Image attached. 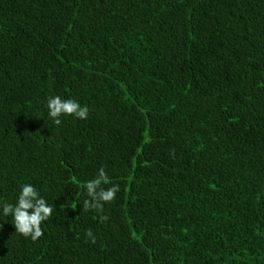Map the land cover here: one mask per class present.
<instances>
[{
    "label": "trees",
    "instance_id": "16d2710c",
    "mask_svg": "<svg viewBox=\"0 0 264 264\" xmlns=\"http://www.w3.org/2000/svg\"><path fill=\"white\" fill-rule=\"evenodd\" d=\"M26 184L36 241L2 214ZM0 264H264V0H0Z\"/></svg>",
    "mask_w": 264,
    "mask_h": 264
},
{
    "label": "clouds",
    "instance_id": "9594fccd",
    "mask_svg": "<svg viewBox=\"0 0 264 264\" xmlns=\"http://www.w3.org/2000/svg\"><path fill=\"white\" fill-rule=\"evenodd\" d=\"M46 107L48 117L55 125L61 124L62 116L84 120L87 119L89 112L87 106H81L74 99L64 100L58 95L50 96ZM110 183L105 169L101 167L97 176L84 184L88 199L84 200L83 209L94 210L99 215L101 223L108 219L106 215H103L104 204L112 202L116 193L120 191L118 184L104 187ZM52 212L53 207L48 205L36 188L30 184L22 186L15 205L4 203L2 210L3 217L11 216L15 232L25 238H31L32 241H36L43 235L41 224L49 219ZM85 235L91 239L92 243H95V236L91 229L86 230Z\"/></svg>",
    "mask_w": 264,
    "mask_h": 264
}]
</instances>
